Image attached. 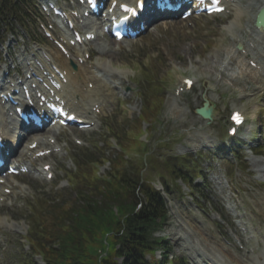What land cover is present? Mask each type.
Instances as JSON below:
<instances>
[{"label":"rangeland","instance_id":"obj_1","mask_svg":"<svg viewBox=\"0 0 264 264\" xmlns=\"http://www.w3.org/2000/svg\"><path fill=\"white\" fill-rule=\"evenodd\" d=\"M239 10L241 15L235 14L233 10L234 15L201 18L188 23H161L143 39L135 42L115 44L107 37L100 36L95 44L90 45L95 60L92 64L110 67L106 80L108 98L111 104L116 105L109 108L112 109L111 116L117 118L108 124L121 132H131L134 127L131 123L138 118L143 105V100L135 95L138 86L131 79L138 74L137 71L143 64L148 68L156 65L157 83L160 84L166 101L159 120L162 126H158V132H154L151 145L155 146L159 156L207 152L201 159L200 166L204 170L210 169L208 184L204 185V189L212 195V203L208 204L203 198H199L198 206L189 197H185L183 201L173 200L171 206L175 218H169L168 226L160 234L170 242L172 255L185 256L189 259V264H212V259L216 264H251L252 259L264 264V136L248 138L250 130L256 128L255 131L258 132L264 121V78L257 77L247 68L246 62L237 56L232 61H224L225 51L231 47L230 39L234 29L242 28L248 21L245 9ZM238 16L242 18L237 19ZM231 25L234 26L230 30ZM5 41V49L16 53L15 65H18L16 57L19 58L23 49L31 50L26 39L15 40L11 34H7ZM17 43H20L18 47ZM4 61L5 67L11 66L9 58ZM22 70L24 71L23 68ZM182 75L195 76L200 80L199 91L192 94L190 99L176 98L172 92L173 84ZM214 83L219 84V87H214ZM129 88L132 89L131 92H126ZM202 94L214 100L219 110V119L210 125L194 113V109L204 102ZM233 109H240L247 115L245 132L242 131L238 138L246 145L237 146L223 137L226 115ZM104 125L105 123L99 122L92 129L93 133L91 130L80 132L74 129L45 134L46 137L57 135L55 138L61 151L45 160L33 162L32 173L22 175L17 180H9L8 186L13 187L11 195H2L1 185L0 194L6 200L0 203V264L28 262V243L22 238L28 231L25 220L27 200L38 202L46 193H52L51 196L59 195L57 188L67 186L66 174L72 173L71 161L76 155L72 136L80 138L85 144L90 142L89 147L92 149L97 143L104 146ZM129 125H132L131 130ZM147 126L144 125V130ZM143 137L144 141L145 136ZM247 142L258 144L260 148L257 150L263 156L253 155ZM112 143L116 144V141L112 139ZM54 147L56 149L57 145ZM106 147L108 148L107 145L102 147L105 148L104 152L96 149L95 154L99 156V153H105L108 150ZM232 149L238 156L247 158L245 165L239 169L231 166L236 163V159L229 155V150ZM113 152L114 148H110L106 156L110 157ZM21 155L25 160L29 158L32 163V155ZM21 155L19 153L16 157L17 163H21ZM44 163L53 166V180H46L35 174ZM107 167H101L100 174L105 173ZM157 170L147 167L146 176L158 182L161 176ZM15 186L19 188H14ZM182 188L188 192L184 186ZM69 199L70 196H67L65 200ZM223 206L230 209L224 210V215ZM238 214L240 219L236 224ZM238 226H244L248 230V237H253L247 249L252 248L255 255L247 253V250L241 251L234 243L229 246L223 240L224 236L228 239L230 236L240 237ZM32 263L42 264L38 257Z\"/></svg>","mask_w":264,"mask_h":264},{"label":"trees","instance_id":"obj_2","mask_svg":"<svg viewBox=\"0 0 264 264\" xmlns=\"http://www.w3.org/2000/svg\"><path fill=\"white\" fill-rule=\"evenodd\" d=\"M26 2L0 0V26L5 25L10 31L15 22L25 26ZM159 108L156 107L157 113ZM149 114L141 116L137 123L149 120ZM110 134L117 138L113 130ZM125 143L128 151L138 147L135 142ZM87 153L79 171L69 175L70 199L39 201L27 215V240L33 253L40 255L45 264H165L169 247L154 236L167 221L165 200L151 185L142 183L141 168L127 172L125 155L117 154L110 161L111 171L101 178L97 164H104L103 158ZM190 159L168 158L163 168L173 181L180 179L195 191L186 169ZM105 239L107 245H101L99 241ZM95 248L104 249V257H98ZM158 249L165 251L163 261L154 256Z\"/></svg>","mask_w":264,"mask_h":264},{"label":"snow or ice","instance_id":"obj_3","mask_svg":"<svg viewBox=\"0 0 264 264\" xmlns=\"http://www.w3.org/2000/svg\"><path fill=\"white\" fill-rule=\"evenodd\" d=\"M220 2H221V0H212V3L215 5V7L213 8V11L216 12V13H222V12L225 11V9H224L223 7L220 6ZM141 6H143L142 3H141ZM124 10H125V12L133 11V9L128 8V7H125ZM185 83H186L189 87H191V85H192V81H191V80L185 81ZM73 119H74V117H73ZM232 119H233V121H234L236 124H240V123L243 122V117L240 115L239 112L234 113V114L232 115ZM233 134H235L234 130H233Z\"/></svg>","mask_w":264,"mask_h":264},{"label":"bare ground","instance_id":"obj_4","mask_svg":"<svg viewBox=\"0 0 264 264\" xmlns=\"http://www.w3.org/2000/svg\"><path fill=\"white\" fill-rule=\"evenodd\" d=\"M251 2H252V3L247 4L248 7H253V6H254L253 3H254V4L257 3V0H251ZM237 19H238V17H237ZM238 23H239V22H237V24H238ZM233 26H234V25H233ZM231 27H232V26H230V29H232ZM245 33H246L245 36L248 37V36L251 34V30H246ZM230 55H231V52L228 53V54L226 55V59H229V58H230ZM224 61H225V59H224ZM231 61H232V59H231ZM69 80H70V82L72 81L71 78H70ZM75 93H78V92H71V93H68L69 98H72V96L75 97ZM82 110H83V109H82ZM3 117H4L3 115H0V120H1V119H4ZM5 117H6V116H5ZM0 123H2L4 126L6 125V127H10V125H15V128H19V124H18V123H16V124H15V123H14V124H13V123H12V124H9V123L7 122V120H5V119H4V122L2 121V122H0ZM1 127H2V126H1ZM1 127H0V131L3 130ZM5 134H6V136H7L9 139L13 138V136H12L11 134L9 135V132H8V133L6 132ZM5 134H4V135H5ZM11 140H12V139H11Z\"/></svg>","mask_w":264,"mask_h":264},{"label":"water","instance_id":"obj_5","mask_svg":"<svg viewBox=\"0 0 264 264\" xmlns=\"http://www.w3.org/2000/svg\"><path fill=\"white\" fill-rule=\"evenodd\" d=\"M197 113L204 119H209V120L213 119L211 110L207 109V104L204 106V108L197 111Z\"/></svg>","mask_w":264,"mask_h":264}]
</instances>
